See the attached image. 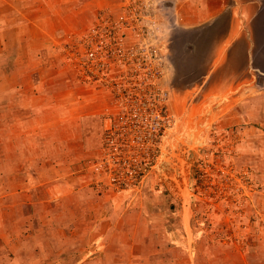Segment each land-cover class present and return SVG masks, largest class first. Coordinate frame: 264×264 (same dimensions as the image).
<instances>
[{
  "label": "rangeland",
  "instance_id": "rangeland-1",
  "mask_svg": "<svg viewBox=\"0 0 264 264\" xmlns=\"http://www.w3.org/2000/svg\"><path fill=\"white\" fill-rule=\"evenodd\" d=\"M11 1L0 0V11L13 13L16 24L0 36V196L3 173L11 177L18 171L5 170L4 159L10 154L16 163L21 156L34 158L27 151L33 149L30 140L52 139L50 131L54 139L45 148L50 157L55 150L62 154L64 182L84 188L87 206L93 212L98 208L96 215L107 207L130 210L118 221L123 226L127 221L120 242L140 244L139 255L154 245L167 252L176 245L170 259L183 264L187 255L180 249L190 243L193 230L198 231L193 235L199 255L194 261L189 253V264H264V116L255 107L262 99L260 80H249L244 72L240 43L230 47L227 58L222 47L211 64L226 31V12L237 3L236 12L247 0H222L215 21L216 0H206L209 8L200 15L204 19L195 14L192 0H110L91 9L84 22L75 18L71 4L66 7L68 0ZM254 1L258 11L251 14L249 33L256 49L258 33L264 30V0ZM11 39L16 41L5 46ZM149 47L155 50L148 59L158 70L156 85L165 96L161 111L170 121L154 137L149 158L143 156V163L135 166L140 173L116 188L99 162V146L110 120L133 102L144 107L152 100L149 51L144 49ZM91 57L103 61L101 77L88 72ZM77 116L98 132L90 133L88 140L93 141L84 153L70 158L71 167L63 148L85 146L75 135ZM131 158L141 160L139 155ZM65 162L71 172L63 167ZM114 168L119 174L120 167ZM22 171L30 185L34 173ZM62 201L61 213L62 206L73 203L67 201L66 207ZM161 225L170 228L168 241H175L168 250ZM141 226L146 231L138 236ZM181 226L186 238L179 234ZM3 239L0 264H29L14 259L16 246L9 236ZM61 247L59 256L70 259L59 264H71L78 249ZM41 259L44 264L50 260Z\"/></svg>",
  "mask_w": 264,
  "mask_h": 264
},
{
  "label": "crops",
  "instance_id": "crops-1",
  "mask_svg": "<svg viewBox=\"0 0 264 264\" xmlns=\"http://www.w3.org/2000/svg\"><path fill=\"white\" fill-rule=\"evenodd\" d=\"M16 1L17 0L11 1V4L16 3ZM24 1L25 0H21L20 2ZM68 1V6L66 7H69L71 4L70 8L73 9L72 11H75V18L84 22L88 21L89 17L92 15L90 13L91 9L102 6L103 3L106 4L110 0ZM192 2L196 5L195 14L199 16V18L200 15H205L207 13L206 10L209 8V5L206 0H192ZM216 2V10H214L213 14L214 21L220 17V12L222 13L223 7L222 0H216ZM235 5H237V3L233 4L230 7V11L226 12V31L215 47L211 64H213L216 57H219V52L222 50V47H224L225 50L227 49V58L231 52L230 47L233 46L234 48L240 43L239 50L242 47L240 56L244 58V65H242L244 72L249 76V80L254 77L260 80L257 84L262 89L259 96L262 99H260L261 104L255 105V107L260 106L261 109H259V111H261V115L263 114L264 116V30L258 33V43L260 47H256V49L252 48L253 38L252 34L249 33V31H251L249 19L251 18L252 12L258 11V3L254 0H247L242 6L238 7L236 12H234L236 9ZM5 12L6 13L0 11V36L3 34L2 36L4 37L9 30L13 31L12 28L15 29L13 13L9 14V12ZM200 19H204V17ZM248 23L249 27H247ZM8 24L10 27L6 26ZM7 40L4 42L5 46L6 43H8L7 46H11V43L16 41H12L13 39L10 41ZM228 43L230 44L227 47ZM247 102L249 103V101ZM247 105L248 104H246L245 107ZM245 113L247 114L249 112L247 111ZM262 119L264 120V117ZM75 120V135L78 134L76 136L82 138L79 142L82 145L85 143V146L81 147V145L76 144L75 147L69 146L63 148L67 153L65 156L66 160L68 158L70 165L72 164L71 157L73 160L78 158L80 154L84 153L89 148V144H92L93 140H88L90 133L97 134L98 132L97 128L92 129V124L87 122L84 117L79 118V116H77ZM78 120L82 122H77ZM79 123H82V126H80ZM48 133L52 139L36 137L34 140H30L33 141L30 147H33V149L27 151L33 152L35 156L29 161L25 159V156H21V161L17 163L13 162L12 157H10L11 154L4 159L5 163L3 164V168L5 170L16 167L18 170L16 174L11 175V177L3 173L2 179L4 188L3 194L0 196V241L5 242L3 237L9 236L11 245L13 244L16 246V253L13 256L14 259L21 257L22 262L24 260L31 264L32 256L33 262L38 264L43 262L41 259V257H43V259L50 258V262L48 261L45 264H59L60 261L69 258V255L64 257L59 256L61 254V245H67L69 248H72L71 251L78 249V255L74 254L75 257H71L73 260L70 261L71 264H176L170 257L174 253L173 249L177 250L178 248L173 239H169L168 241L171 231L167 226V228L164 227V225L158 227L163 231L162 233L165 235V238L167 237L163 245L165 249L168 250L167 245H175L174 248L170 247L168 252L165 250L162 251L161 248H156L154 245L150 250H147L144 255H139V250L141 248L140 244L134 245L133 243H126L123 245V242H120L119 234L120 231H123L121 227H125L127 221L125 226L119 224L118 221L121 220L120 218L124 219L125 216L127 217L128 211L130 210L124 209V206L122 209L116 206L111 210L107 207L100 210L99 216L96 215L94 212L98 208L93 212L92 209L94 210V208L87 206L88 201L87 198H85L84 188L81 186L76 187L70 182H64L61 175L63 171L59 165V162L63 158L62 154L55 150V155L50 157L48 149L45 148V145L47 143L49 144L54 139L50 131ZM69 163L65 162L63 167L66 165V171L71 172L70 168L73 165L69 167ZM21 168L25 170L22 171L23 173H27L28 170L34 173L30 185H28V176L25 177L20 173ZM67 175L68 177L66 179L68 180L70 176L69 174ZM184 198H186V196H184ZM59 200H63L60 203L64 202L65 205L67 201H73V203L72 205L68 203V206H71L69 208L62 206L61 213L59 208L60 205L58 204ZM83 200L86 201L87 204H85L86 202H82ZM47 201L53 204L48 205L45 203ZM61 216H65V218ZM143 228L142 226L137 228L138 236H141V234L146 231L145 227ZM181 228L182 231L179 234H182L181 236L186 238L187 232L184 226H181ZM197 232H193L192 230L190 233V243L187 244V242H185L184 249H180L181 251L184 250L187 255L183 264H189L187 262L189 253L192 254L194 261L199 255L197 252L198 247L194 248L196 237L193 233ZM192 251L193 253H191ZM203 255L204 254H201L199 257L202 258ZM13 262L14 260H11L9 264H13ZM42 264H44V262Z\"/></svg>",
  "mask_w": 264,
  "mask_h": 264
},
{
  "label": "built area",
  "instance_id": "built-area-1",
  "mask_svg": "<svg viewBox=\"0 0 264 264\" xmlns=\"http://www.w3.org/2000/svg\"><path fill=\"white\" fill-rule=\"evenodd\" d=\"M149 52L146 54L147 62L150 66L148 76L150 80L147 84L153 88L148 89L152 94V100L145 102L144 107L130 104V108L119 117L114 118L104 126L101 143L99 146V162L104 172L109 173V180L112 186L122 185L124 178H132L140 173L136 165H141L145 156L149 158L150 151L153 150V140L157 134L162 133L169 118L162 114V104L165 96L159 91L156 85L158 70L152 65L148 58L155 55V50L151 47L144 48ZM90 56H93L90 53ZM152 60V59H151ZM91 67L88 66V72L95 77H101L104 73V63L100 60L90 58ZM147 87V88H150ZM140 156L141 160L136 162L131 156ZM119 166L120 172H116L114 167ZM113 167V168H111ZM109 168L111 170L109 171ZM122 169L126 170L124 172ZM137 170V172H135ZM124 175L125 177H122ZM116 187V186H115ZM117 188V187H116Z\"/></svg>",
  "mask_w": 264,
  "mask_h": 264
}]
</instances>
